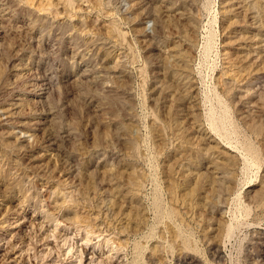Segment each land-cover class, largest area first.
<instances>
[{"label":"rangeland","instance_id":"374dc122","mask_svg":"<svg viewBox=\"0 0 264 264\" xmlns=\"http://www.w3.org/2000/svg\"><path fill=\"white\" fill-rule=\"evenodd\" d=\"M228 1L0 0V264H264V63L247 81L224 54L253 9L264 25V0ZM21 118L43 122L36 137H20ZM226 146L238 156L221 193L203 165Z\"/></svg>","mask_w":264,"mask_h":264},{"label":"bare ground","instance_id":"6f19581e","mask_svg":"<svg viewBox=\"0 0 264 264\" xmlns=\"http://www.w3.org/2000/svg\"><path fill=\"white\" fill-rule=\"evenodd\" d=\"M241 1V0H240ZM239 0H229L228 1V5L229 6H231L232 8H234V10H236V12H241L242 10H243V5L241 4V2H240ZM244 1V0H243ZM246 1V0H245ZM257 1V0H256ZM259 1V0H258ZM148 3V2H147ZM6 4V3H5ZM263 4V3H262ZM9 5V4H8ZM251 5V4H250ZM260 5H261V2H260ZM259 4H258V6H260ZM228 6V7H229ZM262 7H263V5H262ZM9 8V7H8ZM246 8H248V7H246ZM252 9V8H251ZM256 9H257V6H256ZM255 9V10H256ZM246 10V9H245ZM250 10V9H249ZM248 10V11H249ZM258 10V9H257ZM262 10V9H261ZM264 10V9H263ZM11 11V10H10ZM149 12H151V11H149ZM235 12V13H236ZM243 12V11H242ZM245 12V11H244ZM153 13V14H152ZM154 13L155 12H151V14L152 15H154ZM230 13V12H229ZM247 13V12H246ZM12 14V13H11ZM251 14V13H250ZM259 14V13H258ZM262 14V13H261ZM9 15V12L7 11V9L5 8V7H3L2 5H0V22H4V21H7V16ZM10 16V15H9ZM261 16V15H260ZM260 16H258V15H256V12L254 11V9H253V12H252V14H251V18L253 19V22L251 23L252 24V27H251V29L252 30H249V31H239L238 29H236V30H233L232 31V33H233V37H234V40L232 41V47L230 48V46H229V50H226L225 52H224V54L226 55V60H227V62L228 63H239L240 65H241V67L243 68V70H244V73H245V75L247 76V81H248V79H252V78H257L258 76H259V74H260V72H261V70H262V64L264 63L263 62V59H264V39H263V31H264V25H263V19H261L262 17H260ZM263 16V15H262ZM148 17V16H147ZM153 17V16H152ZM9 18H11V16L9 17ZM8 18V19H9ZM158 18V17H157ZM156 18V19H157ZM250 18V19H251ZM189 19V18H188ZM251 19V20H252ZM189 21V20H188ZM7 23V22H6ZM5 23V24H6ZM10 23V21L7 23V24H9ZM185 23V22H184ZM4 24V23H3ZM2 24V25H3ZM3 25V26H6V25ZM2 25H1V28H2ZM235 25H236V23H235ZM32 28H34V27H32ZM159 28V27H158ZM158 28H157V30H158ZM5 29V28H4ZM7 29V28H6ZM33 31H34V29H33ZM252 31H254V33L252 32ZM156 32V31H155ZM6 33V32H5ZM7 34V33H6ZM9 34V33H8ZM155 34V33H154ZM158 35V34H157ZM8 36V35H7ZM168 36V35H167ZM34 36H32V38H33ZM5 38V37H4ZM5 39H7V38H5ZM191 39V38H190ZM2 40V39H1ZM4 40V39H3ZM33 40H34V38H33ZM39 40V39H38ZM2 42V41H1ZM8 42V41H7ZM37 43H38V41H37ZM231 43V42H230ZM1 44V43H0ZM35 44V43H34ZM39 44V43H38ZM37 44V45H38ZM229 44V43H228ZM2 46H3V43L1 44ZM2 46H1V48H2ZM172 47V46H171ZM11 48V47H10ZM22 48V47H21ZM21 48H20V51H21ZM23 50H24V48H22ZM28 49V48H27ZM17 50V49H16ZM167 50V49H166ZM165 50V51H166ZM170 50V49H169ZM172 50V49H171ZM175 50V49H174ZM25 51V50H24ZM23 51V52H24ZM29 52H31V50L29 51ZM167 52V51H166ZM169 52H171V51H169ZM22 53V52H21ZM31 54H33V53H31ZM181 54H183V53H181ZM29 55V54H28ZM186 55V54H185ZM22 56V55H21ZM167 56V55H166ZM176 56V55H175ZM17 57H18V54H17ZM24 57V56H23ZM30 57V56H29ZM169 57H170V55H169ZM30 60H31V58H29ZM224 59V58H223ZM20 60H22V59H20ZM27 60V59H26ZM170 60V59H169ZM168 60V61H169ZM1 61V60H0ZM36 61V60H35ZM179 61V60H178ZM17 62V61H16ZM33 63V62H32ZM172 63V62H171ZM181 63V62H180ZM225 63V62H224ZM15 64V63H14ZM26 64H27V62H26ZM25 63H21V64H19V67L18 68H16L17 70H18V74H19V76H28L29 75V73L31 72V70H33V69H30V67H28L27 65H26ZM37 64V63H36ZM166 64V63H165ZM12 65V64H11ZM30 65V64H29ZM34 65V64H33ZM85 65V64H84ZM184 65V64H183ZM1 66V65H0ZM228 66V65H227ZM264 66V65H263ZM36 67V66H35ZM181 67V66H180ZM229 67V66H228ZM1 68V67H0ZM176 68V67H175ZM11 69V68H10ZM9 69V70H10ZM14 70H15V67L13 68ZM185 70V69H184ZM233 70V69H232ZM239 70V69H238ZM13 71V70H12ZM39 71V70H38ZM88 71V70H87ZM186 71V70H185ZM229 71V70H228ZM237 71V70H236ZM15 72V71H14ZM40 72V71H39ZM85 72V71H84ZM232 72V71H231ZM231 72H230V74H231ZM238 72V71H237ZM16 73V72H15ZM35 73V72H34ZM44 73V72H43ZM182 73V72H181ZM242 74H243V72H241ZM17 74V73H16ZM37 74V73H36ZM40 74V73H39ZM83 74V73H82ZM232 74H234L233 72H232ZM236 74V73H235ZM13 75V74H12ZM42 75V74H41ZM84 75V74H83ZM96 75V74H95ZM98 75V74H97ZM96 75V76H97ZM178 75V74H177ZM38 76V75H37ZM37 76H35L34 74H32V76L30 77V79H29V81H28V87H29V91H32V92H37L38 93V91H40L39 93H38V96H39V98L40 99H42V98H46V91H45V87H44V79L43 78H40V77H37ZM46 76V75H45ZM48 76V75H47ZM174 76V75H173ZM179 76V75H178ZM14 77V76H13ZM95 77V76H94ZM170 77V76H169ZM182 77V76H181ZM2 78V77H1ZM50 78V77H49ZM88 78V77H87ZM98 78H100V77H97V79ZM173 78V77H172ZM190 78V77H189ZM255 78V79H256ZM23 79V78H22ZM46 79V78H45ZM89 79V78H88ZM95 79V78H94ZM101 79V78H100ZM179 79V78H178ZM188 79V78H187ZM244 79H245V77H244ZM14 80V79H13ZM82 80H84V79H82ZM87 80V79H86ZM174 80V79H173ZM15 81V80H14ZM21 82H22V80H20ZM90 81V80H89ZM182 81H183V79H182ZM1 82V81H0ZM16 82V81H15ZM83 82V81H82ZM95 82V81H94ZM98 82V81H97ZM187 83L189 82V80H187L186 81ZM233 82V81H232ZM249 82H251L250 80H249ZM23 83V82H22ZM27 83V82H26ZM245 83V82H244ZM20 84V83H19ZM90 84V83H89ZM96 84V83H95ZM170 84H172L171 82H170ZM177 84V83H176ZM186 83H184V85H185ZM231 84V83H230ZM182 85H183V83H182ZM254 84H252V86H253ZM22 86V85H21ZM92 86V85H91ZM94 86V85H93ZM171 86V85H170ZM177 87H178V84L176 85ZM20 87V86H19ZM22 88V87H21ZM27 88V87H26ZM48 88V87H47ZM170 88V87H169ZM174 88V87H173ZM194 87H193V84L190 82V86H189V91H188V95H190L189 97L191 98V97H193L194 98V96H193V93H194V89H193ZM14 89H17V88H14ZM196 89V88H195ZM248 89V88H247ZM255 89V88H254ZM258 89V88H257ZM169 90V89H168ZM171 91H173V90H171ZM175 91V90H174ZM249 91H250V89H249ZM254 91V90H253ZM251 92V91H250ZM18 93V92H17ZM17 93H16V95H17ZM174 93V92H173ZM28 94V93H27ZM176 94V93H175ZM187 94V93H186ZM186 94H184V95H186ZM246 94H247V91H246ZM257 94H258V92H257ZM263 94V93H262ZM183 95V94H182ZM182 95H180V97L182 96ZM187 95V96H188ZM197 95H198V93H197ZM256 95V94H255ZM37 96V97H38ZM171 96H174V94L173 95H171ZM247 96V95H246ZM183 97H185V96H183ZM183 97H181V98H183ZM27 98V97H26ZM180 98V99H181ZM188 98V97H187ZM192 98V99H193ZM5 99V98H4ZM192 99H191V101H192ZM242 99H244V98H242ZM30 100V99H29ZM185 99H183V101H184ZM33 101V100H32ZM42 101V100H41ZM183 101H182V103H183ZM195 101V100H194ZM2 102V101H1ZM10 102V101H9ZM193 102V101H192ZM192 102H191V105L190 106H194L193 104H195V103H193L192 104ZM32 103V102H31ZM197 104H199V103H197ZM24 105V98H23V96H20V95H18V96H16L15 97V100H13V102H11V103H9L8 104V106H7V108L5 107V109H4V112L8 115V117L10 118V117H16V116H20V115H22V111H23V106ZM186 105H188V103H186ZM189 106V107H190ZM196 106V105H195ZM194 106V107H195ZM199 106V105H198ZM4 107V106H3ZM26 107V106H25ZM44 107H46V105L44 106ZM48 107V106H47ZM95 107V106H94ZM187 107V106H186ZM188 107V108H189ZM194 107H192V108H194ZM197 107V106H196ZM2 108V107H1ZM27 108V107H26ZM38 108V107H37ZM99 108V107H98ZM31 109V108H30ZM39 109V108H38ZM45 109V108H44ZM102 109V108H101ZM185 108H183V110H184ZM197 109V108H196ZM2 110V109H1ZM33 110V109H32ZM187 110V109H186ZM189 110V109H188ZM25 111V110H24ZM26 111H28V110H26ZM54 111V110H53ZM185 111V110H184ZM198 111V110H197ZM3 112V111H2ZM39 112V111H38ZM37 112V113H38ZM41 112V111H40ZM51 112V111H50ZM250 112H252V111H250ZM44 113V112H43ZM96 113H98L99 114V112H97L96 111ZM187 113V112H186ZM189 113V112H188ZM194 113V112H193ZM253 113V112H252ZM2 114V113H1ZM6 114L4 115V116H6ZM25 114V113H24ZM31 114V113H30ZM36 114V113H35ZM192 114V113H191ZM194 114H196V112L194 113ZM245 114H247V113H245ZM100 115V114H99ZM188 115V114H187ZM39 116V115H38ZM97 116V115H96ZM191 116V115H190ZM249 116V115H248ZM3 117V116H2ZM188 117H189V115H188ZM1 118V117H0ZM28 118V117H27ZM37 118V117H36ZM40 118V117H39ZM12 119V118H11ZM43 119H45V118H43ZM47 119V118H46ZM52 119V118H51ZM5 120V119H4ZM10 120V119H9ZM16 120V119H15ZM100 120V119H99ZM10 122V121H9ZM15 122V121H14ZM103 122V121H102ZM42 121L41 120H39V119H23V118H21V119H19V120H17L16 121V124H17V129L19 130V134H20V137H22L23 138V136L22 135H24V137H25V139H29V138H34V137H36V135H37V131L39 130V128L41 127V125H42ZM98 123V122H97ZM3 124H4V122H3ZM5 124H6V122H5ZM106 124H107V122H106ZM13 125H15V124H13ZM104 125V124H103ZM64 127V126H63ZM106 127V126H105ZM46 128V127H45ZM65 128V127H64ZM201 128V127H200ZM12 129H14V128H12ZM63 129V128H62ZM66 129V128H65ZM107 129V128H106ZM105 129V130H106ZM18 130H17V133H18ZM73 130V129H72ZM7 131H9V130H7ZM15 131V130H14ZM14 131H11V132H14ZM67 130H65V132H66ZM198 131H200L199 129H198ZM10 132V131H9ZM68 132V131H67ZM105 132V131H104ZM108 133V132H107ZM49 134V133H48ZM51 134V133H50ZM123 134V133H122ZM6 135V134H5ZM18 135V134H17ZM17 135H15L14 134V136H17ZM123 135H125V134H123ZM122 135V136H123ZM13 136V137H14ZM53 136V135H52ZM4 137V136H3ZM18 137H19V135H18ZM49 137V136H48ZM62 137V136H61ZM73 137V136H72ZM104 137V136H103ZM110 137V136H109ZM2 138V137H1ZM16 138V137H15ZM53 138V137H52ZM66 138H68V137H66ZM24 139V138H23ZM23 139H21V140H23ZM111 139V138H110ZM207 139V138H206ZM209 139L211 140V138L209 137ZM54 140H55V138H54ZM63 140V139H62ZM109 140V139H108ZM27 141V140H26ZM31 141V140H30ZM57 141V140H56ZM64 141V140H63ZM67 141V140H66ZM71 141V140H70ZM102 141V140H101ZM104 141H107V140H105L104 139ZM207 141V140H206ZM209 141V140H208ZM219 141V140H218ZM8 142H9V140H8ZM62 142V141H61ZM98 142V141H97ZM3 143H5V142H3ZM11 143V142H10ZM70 143V142H69ZM75 143V142H74ZM24 144V143H23ZM73 144V143H72ZM94 144V143H93ZM97 144H99V142L97 143ZM101 144H103V143H101ZM100 144V145H101ZM7 145V144H6ZM74 145H76V144H74ZM108 145V144H107ZM207 145V144H206ZM21 146V145H20ZM49 146H52V147H54L55 146V142H53V141H50L49 142ZM61 146V145H60ZM99 146V145H98ZM97 146V147H98ZM104 146H106L105 144H104ZM210 146H211V144H210ZM62 147V146H61ZM96 147V146H95ZM94 147V148H95ZM110 147V146H109ZM111 147H112V145H111ZM208 147H209V145H208ZM48 148V147H47ZM64 148V147H63ZM71 148V147H70ZM77 148V147H76ZM99 148V147H98ZM211 148H214V146H212ZM226 148H228L229 149V147H227L226 146ZM74 149H75V147H74ZM93 149V148H92ZM223 149V148H222ZM63 150V149H62ZM79 150V149H78ZM107 150V149H106ZM202 150H204V149H202ZM230 151H228V152H226V156L224 157L223 155H222V157L219 159V160H210L209 161V163H206V164H204L203 165V168L205 169L204 171L206 172L205 174H207L208 176H209V179L212 181V182H215L216 184H217V182L216 181H223V182H225V181H227L228 180V172L227 171H225V168H228V165H229V163H233L232 161H234V160H236V158H237V152L235 153V151L234 150H231V148L229 149ZM12 151H14V150H12ZM71 151H72V149H71ZM96 151V150H95ZM102 151V150H101ZM232 151V152H231ZM15 152V151H14ZM63 152H65V151H63ZM62 152V153H63ZM216 152V151H215ZM224 152V151H223ZM39 153V152H38ZM37 153V154H38ZM57 153V152H56ZM59 153V152H58ZM69 153H71V152H69ZM102 153V152H101ZM212 153V152H211ZM210 153V154H211ZM36 154V155H37ZM60 154V153H59ZM65 154V153H64ZM76 154V153H75ZM107 154V153H106ZM106 154H104V155H106ZM111 154V153H110ZM220 154V153H219ZM224 154V153H223ZM104 155H103V157H104ZM39 156V155H38ZM48 156V155H47ZM68 156V155H67ZM108 156V155H107ZM34 157H35V155H34ZM33 157V158H34ZM42 157H43V155H42ZM51 157V156H50ZM50 157H49V161H50ZM62 157V156H61ZM94 157V156H93ZM213 157V156H212ZM56 158V157H55ZM59 158V157H58ZM64 158V157H63ZM69 159V158H68ZM68 159H67V162H68ZM75 159V158H74ZM101 159V158H100ZM39 160V159H38ZM47 160V159H46ZM56 160V159H55ZM60 160V159H59ZM104 160V159H103ZM34 161H35V159H34ZM55 162V161H54ZM57 162V161H56ZM70 162H71V160H70ZM104 162H105V160H104ZM107 162V161H106ZM113 162V161H112ZM45 163H47V162H45ZM48 163H50V162H48ZM61 163V162H60ZM109 163H110V161H109ZM114 163V162H113ZM123 163V162H122ZM200 163V162H199ZM37 164V163H36ZM39 164V163H38ZM37 164V165H38ZM54 164H56V163H54ZM53 164V165H54ZM62 164V163H61ZM236 164V163H235ZM36 165V166H37ZM41 165V164H40ZM40 165H38V166H40ZM43 165V164H42ZM52 165V166H53ZM81 165H83V164H81ZM97 165V164H96ZM113 165V164H112ZM111 165V166H112ZM118 165V164H117ZM122 166L124 165V164H121ZM197 165H199V164H197ZM33 166V165H32ZM47 166V165H46ZM87 166V165H86ZM85 166V167H86ZM107 166H109V165H107ZM121 166V167H122ZM127 166V165H126ZM43 167V166H42ZM54 167V166H53ZM72 167V166H71ZM81 167V166H80ZM79 167V168H80ZM120 167V166H119ZM128 167V166H127ZM184 167V166H183ZM235 167V166H234ZM37 168V167H36ZM49 168V167H48ZM47 168V169H48ZM56 168H57V166H56ZM96 168H98L97 166H96ZM102 168V167H101ZM109 168V167H108ZM118 168V167H117ZM202 168V167H201ZM41 169V168H40ZM46 169V168H45ZM72 169V168H71ZM82 169H83V167H82ZM106 169V168H105ZM111 169V168H110ZM115 169H116V167H115ZM197 169V168H196ZM44 170V169H43ZM59 170V169H58ZM85 170V169H84ZM94 170V169H93ZM113 170V169H112ZM132 170V169H131ZM194 170V169H193ZM232 170V169H231ZM41 171V170H40ZM63 171V170H62ZM61 171V172H62ZM72 171V170H71ZM76 171H78V170H76ZM97 171H99V170H97ZM102 171V173H103V170H101ZM100 171V172H101ZM110 171V170H109ZM117 171H119V170H117ZM122 171V170H121ZM120 171V174L122 173ZM126 171V170H125ZM185 171V170H184ZM187 171V170H186ZM201 171V170H200ZM230 171V170H229ZM36 172V171H35ZM66 172V171H65ZM84 172V171H83ZM82 171L80 172H78V173H83ZM112 172V171H111ZM110 172V173H111ZM116 172V171H115ZM114 172V173H115ZM132 172V171H131ZM195 172V171H194ZM44 173V172H43ZM63 173V172H62ZM98 173V172H97ZM130 173V172H129ZM136 173V172H135ZM198 173H200V172H198ZM84 174H85V172H84ZM87 174V173H86ZM118 174H119V172H118ZM125 174H127V173H125ZM193 174V173H192ZM201 174V173H200ZM40 175H42V173L40 174ZM44 175V174H43ZM46 175V174H45ZM65 175V174H64ZM77 175V174H76ZM112 175H113V173H112ZM115 175V174H114ZM134 175V174H133ZM191 175V174H190ZM198 175V174H197ZM78 176H79V174H78ZM96 176V175H95ZM102 176V175H101ZM103 176H104V174H103ZM110 176V175H109ZM119 176V175H118ZM121 176V175H120ZM188 176V175H187ZM192 176H194V175H192ZM114 177V176H113ZM133 176H131V178H132ZM135 177V176H134ZM198 177V176H197ZM73 178H75V177H73ZM81 178V177H80ZM97 178V177H96ZM111 178V177H110ZM118 177H116V179H117ZM120 178V177H119ZM128 178V177H127ZM126 178V179H127ZM130 178V177H129ZM190 178V177H189ZM188 178V179H189ZM206 178V177H205ZM77 179H78V177H77ZM107 179H109V178H107ZM111 179H113V178H111ZM121 179H123L122 178V176H121ZM120 179V180H121ZM184 179H186V178H184ZM197 179V178H196ZM209 179H206V180H209ZM88 180V179H87ZM87 180H85V181H87ZM94 180H95V177H94ZM98 180V179H97ZM103 180H105V179H103ZM132 180H135L134 178L132 179ZM190 180V179H189ZM189 180H188V182H189ZM76 181V180H75ZM85 181H83V182H85ZM93 181V180H92ZM109 181V180H108ZM129 181V180H128ZM128 181H126V182H128ZM202 181H204L203 179H202ZM202 181H200V182H202ZM235 181V180H234ZM95 182V181H94ZM94 182H92V183H94ZM97 182H99V181H97ZM105 182V181H104ZM104 182H101L102 184L104 183ZM116 182V181H115ZM122 182H124V181H122ZM126 182H124V183H126ZM135 182V181H134ZM196 182V181H195ZM194 182V183H195ZM92 183H91V185H92ZM106 183V182H105ZM104 183V184H105ZM110 183V182H109ZM108 183V184H109ZM113 183V182H112ZM119 183V182H118ZM138 183V182H137ZM211 183V182H210ZM222 183V182H221ZM220 183V184H221ZM79 184V183H78ZM99 183H97V185H98ZM114 184V183H113ZM136 184V183H135ZM190 184H191V182H190ZM196 184H198V183H196ZM202 184V183H201ZM204 184V183H203ZM215 184V185H216ZM224 184V183H223ZM226 184V183H225ZM235 184V183H234ZM95 185V184H94ZM94 185H92V186H94ZM117 185V184H116ZM121 185V184H120ZM127 185H129V184H127ZM134 185V184H133ZM137 185V184H136ZM200 185V184H199ZM219 184H217V186H218ZM109 186V185H108ZM113 186V185H112ZM130 186V185H129ZM128 186V187H129ZM132 186V185H131ZM194 186V185H193ZM193 186H191V187H193ZM223 186V185H222ZM227 186V185H226ZM231 187H232V185H230ZM80 187V186H79ZM81 187H83L84 188V186L83 185H81ZM88 187V186H87ZM86 187V188H87ZM200 187V186H199ZM201 187H202V185H201ZM213 187V186H212ZM215 187L216 186H214V188L213 189H215ZM224 187V186H223ZM222 187V188H223ZM228 187V186H227ZM89 188V187H88ZM87 188V189H88ZM90 188H93V187H90ZM89 188V189H90ZM97 188H98V186H97ZM111 188V187H110ZM112 188H115V187H112ZM111 188V189H112ZM125 188V187H124ZM133 189H134V186L132 187ZM197 188V187H196ZM206 188H208V187H206ZM205 188V189H206ZM210 188H211V186H210ZM222 188H220V185H219V190L220 189H222ZM107 190H108V188H106ZM117 189V188H116ZM116 189H113V192H114V190L115 191H117ZM133 189H132V191H133ZM191 189V188H190ZM193 189H194V187H193ZM199 188H197V190H198ZM202 189H204V188H202ZM213 189H211L210 190V192L211 191H213ZM230 189V188H229ZM91 190V189H90ZM98 190H99V188H98ZM106 190V191H107ZM119 190H121V189H119ZM124 190H127V189H124ZM123 190V191H124ZM216 190V189H215ZM223 190H224V188H223ZM227 190H228V188H227ZM103 190H101V192H102ZM105 191V192H106ZM108 191H112V190H108ZM122 191V190H121ZM135 191V190H134ZM137 191V190H136ZM141 191V190H140ZM208 191V190H207ZM217 191V190H216ZM221 191V190H220ZM231 191V190H230ZM229 191V192H230ZM78 192H79V189H78ZM90 192V191H89ZM94 192V191H93ZM117 192H119V191H117ZM186 192H189V191H186ZM195 192H197V191H195ZM214 192V191H213ZM218 192V191H217ZM217 192H214V193H217ZM223 192H225V191H223ZM228 192V191H227ZM232 192V191H231ZM100 193V192H99ZM132 193V192H131ZM135 193V192H134ZM190 193V192H189ZM188 193V194H189ZM198 193H200V192H198ZM209 193V192H208ZM207 193V194H208ZM218 193H220V192H218ZM221 193H222V191H221ZM121 194H123V193H121ZM120 194V195H121ZM192 194V192L190 193V195ZM194 194V193H193ZM192 194V195H193ZM225 194V193H224ZM119 195V196H120ZM137 195V194H136ZM182 195H184L185 196V194H182ZM210 195V194H209ZM209 195H208V197H209ZM212 195V194H211ZM210 195V196H211ZM214 195H216V194H214ZM87 196V195H86ZM101 196V195H100ZM99 196V197H100ZM109 196V195H108ZM226 196V195H225ZM229 196V195H228ZM105 197V196H104ZM121 197V196H120ZM123 197V196H122ZM121 197V198H122ZM189 197V196H188ZM195 197V196H194ZM202 197V196H201ZM215 197V196H214ZM213 197V198H214ZM83 198V197H82ZM87 198V197H86ZM124 198V197H123ZM126 198V197H125ZM190 198V197H189ZM200 198V197H199ZM89 199V198H88ZM91 199V198H90ZM111 199V198H110ZM130 199H132V198H130ZM203 199V198H202ZM201 199V200H202ZM205 199H207V198H205ZM222 199V198H221ZM112 200V199H111ZM111 200H109V202L111 201ZM116 200V199H115ZM119 200V199H118ZM121 200V199H120ZM119 200V201H120ZM122 200H124V199H122ZM120 201V202H123V201ZM135 200V199H134ZM191 200H193V199H191ZM190 200V201H191ZM215 200H217V199H215ZM215 200H214V202H215ZM223 201H224V199H222ZM102 201V200H101ZM108 201V200H107ZM130 201V200H129ZM207 202H209V201H211V200H206ZM227 201V200H226ZM113 202H114V200H113ZM133 202V201H132ZM197 202H199V201H197ZM105 203H106V201H105ZM111 203V202H110ZM115 203V202H114ZM124 203V202H123ZM206 203V202H205ZM222 203V202H221ZM116 204H118V203H116ZM133 204V203H132ZM201 204V206H203L202 205V203H200ZM215 204V203H214ZM99 205H101V204H99ZM107 205H108V203H107ZM112 205V204H111ZM123 205V204H122ZM185 205H188V204H184V206ZM205 205V204H204ZM209 205H210V203H209ZM218 205V204H217ZM114 206H115V204H114ZM129 206V205H128ZM198 206V205H197ZM206 206V205H205ZM111 207V206H110ZM121 207V206H120ZM123 207V206H122ZM121 207V208H122ZM188 207L189 206H187V208L186 209H188ZM204 207V206H203ZM212 207V206H211ZM214 207V206H213ZM107 208V207H106ZM132 208V207H131ZM198 208H199V206H198ZM202 208V207H201ZM205 208H207V207H205ZM129 209V208H128ZM114 210V209H113ZM116 210V209H115ZM192 210V209H191ZM213 210V209H212ZM211 210V211H212ZM109 211H110V209H109ZM193 211V210H192ZM120 212V211H119ZM214 212H215V210H214ZM110 213V212H109ZM118 213V212H117ZM116 213V214H117ZM129 213V212H128ZM113 214V213H112ZM121 215V214H120ZM119 215V216H120ZM125 215H127L126 214V212H125ZM68 217V216H67ZM121 217V216H120ZM221 218V217H220ZM75 219V218H74ZM219 219V218H218ZM222 219V218H221ZM71 220H73V219H71ZM76 220V219H75ZM220 220V219H219ZM219 220H218V222H219ZM216 221V220H215ZM215 221H212V223L213 222H215ZM217 222V223H218ZM222 222H224L223 221V219H222ZM222 222H220L221 224H222ZM213 224H215V223H213ZM224 225V224H223ZM212 228V227H211ZM225 228V227H224ZM217 231H222V230H220L221 229V225H219V223L217 224V226H216V228H215ZM223 229V228H222ZM174 230V229H173ZM178 230V229H177ZM209 230H212V229H209ZM177 232V231H176ZM223 232V231H222ZM181 232H179V234H180ZM172 234H173V232H172ZM215 235V234H214ZM174 236H175V233H174ZM173 236V237H174ZM217 236V235H216ZM181 237H183L182 236V234H181ZM218 237H221V236H219L218 235ZM217 237V238H218ZM183 239V238H182ZM215 239H216V237H215ZM178 240H179V238H178ZM218 240V239H217ZM216 241V240H215ZM218 243V242H217ZM181 244V243H180ZM179 244V245H180ZM183 246V245H182ZM183 248V247H182ZM181 248V249H182ZM136 264V263H135Z\"/></svg>","mask_w":264,"mask_h":264}]
</instances>
